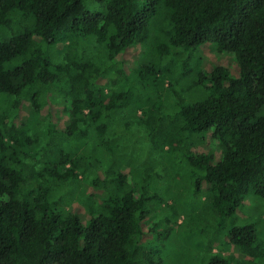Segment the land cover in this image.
<instances>
[{
  "label": "trees",
  "instance_id": "trees-1",
  "mask_svg": "<svg viewBox=\"0 0 264 264\" xmlns=\"http://www.w3.org/2000/svg\"><path fill=\"white\" fill-rule=\"evenodd\" d=\"M207 43L239 74L182 57L194 87L175 85L170 62ZM248 196L264 202V0H0V264H264ZM185 228L194 252L171 246Z\"/></svg>",
  "mask_w": 264,
  "mask_h": 264
},
{
  "label": "rangeland",
  "instance_id": "rangeland-1",
  "mask_svg": "<svg viewBox=\"0 0 264 264\" xmlns=\"http://www.w3.org/2000/svg\"><path fill=\"white\" fill-rule=\"evenodd\" d=\"M138 54L133 53L129 58L133 62L134 60L137 61ZM187 58L191 57V66L192 68H195L196 66H199L200 69L203 71L210 70L212 67L215 66H222L225 68H228L233 74H239L240 68L239 63L237 61L236 55L231 52L227 51H218L216 46L212 43L204 44L197 49H193L191 51L184 52L183 55L177 56L176 59L173 62H170V77L169 79L178 86L184 87V89H189L194 87V82L192 80H187L181 72V58ZM175 62V63H174ZM169 83L166 82V85ZM182 89V88H181ZM218 151L215 150V152ZM205 187V185H203ZM203 187V188H204ZM180 192L176 196L180 203L184 207H186V210H182L183 212H187L189 210L190 205H193L194 203H199L204 201V194L203 191L197 192L196 187L193 184L192 187L186 188L181 187ZM167 194L165 191L161 193L160 195L168 198L165 196ZM172 198H168L167 201H172ZM176 200V198H175ZM182 207V206H181ZM241 211L243 212V215L241 218H248V221H257L259 228L263 229V232L261 233V238L264 240V202H260L258 199L256 200L253 196H248L245 199L244 205L241 207ZM188 209V210H187ZM189 212V211H188ZM183 218V217H182ZM181 219V218H180ZM186 229V228H185ZM183 229L181 233L178 236V239H174V244L172 241L170 242L172 247L176 248H187L189 245L191 246V250L194 252L196 248L199 247V241H204L205 237H202V239H199V235L193 234L189 235L188 229ZM179 231V230H178ZM177 231V233H178ZM216 238H214L215 243H213L216 247L219 249L223 248V239L220 238L216 233ZM205 242V241H204ZM198 250V249H197ZM184 251V250H183Z\"/></svg>",
  "mask_w": 264,
  "mask_h": 264
}]
</instances>
